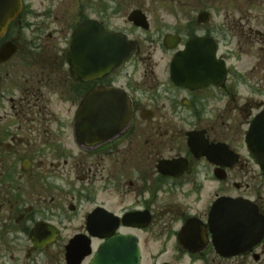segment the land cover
Returning <instances> with one entry per match:
<instances>
[{
	"label": "flooded vegetation",
	"instance_id": "flooded-vegetation-1",
	"mask_svg": "<svg viewBox=\"0 0 264 264\" xmlns=\"http://www.w3.org/2000/svg\"><path fill=\"white\" fill-rule=\"evenodd\" d=\"M27 4L0 38V264H90L113 239L138 264H264V32L227 21L239 50L258 46L236 75L209 22L153 31L135 7L149 28H114L108 12L124 8L102 6L52 33ZM87 21L125 35L130 54L108 68L106 39H72ZM194 40L226 70L180 87L172 64ZM108 107L116 116L92 117Z\"/></svg>",
	"mask_w": 264,
	"mask_h": 264
},
{
	"label": "rangeland",
	"instance_id": "rangeland-1",
	"mask_svg": "<svg viewBox=\"0 0 264 264\" xmlns=\"http://www.w3.org/2000/svg\"><path fill=\"white\" fill-rule=\"evenodd\" d=\"M27 3L31 9L32 23L47 22L52 33L58 31V28L69 27L84 12L89 13L92 10V14H94L102 6H122L124 8L123 14L108 12L109 24L114 28H124L127 13L135 7H144L148 12L153 31L162 28L163 31L170 32L179 29L184 22L196 18L204 8H210L207 10L211 14L209 25L219 26L223 32L227 33L226 49L221 45L220 53L228 55L227 63L236 75H247L252 69H255L258 46L255 45L253 49L249 50L241 44L242 49L239 50L237 35L229 33L227 21L230 19L235 22L239 18H243L249 24L251 23L254 28L264 32V2L252 7L242 0L237 1L239 3L237 5L240 7L236 11L243 12V15L237 14L235 11L231 13L232 10L228 14L225 4L218 8L217 3H215L216 8H213V0H27ZM39 14H43L42 18ZM226 16V23L224 24V17ZM25 36L29 37L30 35L28 33ZM256 71L258 70L256 69ZM253 76L264 79L259 72ZM237 84L249 85L244 81Z\"/></svg>",
	"mask_w": 264,
	"mask_h": 264
},
{
	"label": "water",
	"instance_id": "water-1",
	"mask_svg": "<svg viewBox=\"0 0 264 264\" xmlns=\"http://www.w3.org/2000/svg\"><path fill=\"white\" fill-rule=\"evenodd\" d=\"M21 9V0H0V37L3 36L8 24L19 16ZM128 21L132 22L137 27L144 29L148 28L145 16L138 11L132 12L128 17ZM205 21H207V15L204 13L200 14L199 22ZM99 29L96 26V22L87 21L77 28L72 39L87 37L88 35L85 33L88 32V30H90L89 41L100 40L101 38L106 39V42H102V44L107 48L106 58L108 68H112L115 64L121 62L128 56L132 50V44L126 41L124 35L109 32L104 28ZM100 44L99 41H92L93 46H100ZM205 46L206 43L204 41L194 40L188 44L184 52L177 54L172 64V79L177 86L192 88L199 86L201 82L214 83L217 73L219 74V78L222 79L225 72L223 62H217L214 58V50L212 49L207 53L204 50ZM7 47V45L4 46L0 53H6ZM11 53H13V51H8V54ZM92 54L100 53H95L93 51ZM104 57L103 54V58ZM94 60L95 58H93V61ZM105 68H103V70ZM86 108L87 107L82 106L77 114L78 120L83 122V125H85V118L88 117V109ZM94 111L93 109L92 117L104 118L116 116L113 114V109L110 107L101 108L98 114H95ZM117 111V116H121L122 112L125 113L124 116H126L129 112L126 109V105H124L123 109L119 108ZM255 124L264 126V111L257 118ZM91 264H138V251L136 246L129 241L125 240L121 242L113 239L99 249Z\"/></svg>",
	"mask_w": 264,
	"mask_h": 264
},
{
	"label": "trees",
	"instance_id": "trees-1",
	"mask_svg": "<svg viewBox=\"0 0 264 264\" xmlns=\"http://www.w3.org/2000/svg\"><path fill=\"white\" fill-rule=\"evenodd\" d=\"M248 2H251V3H260V2H264V0H247Z\"/></svg>",
	"mask_w": 264,
	"mask_h": 264
}]
</instances>
